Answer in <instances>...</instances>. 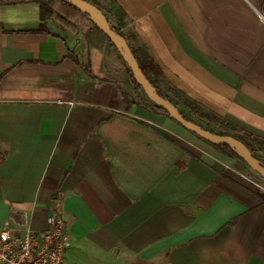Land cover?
<instances>
[{"label": "crops", "instance_id": "crops-1", "mask_svg": "<svg viewBox=\"0 0 264 264\" xmlns=\"http://www.w3.org/2000/svg\"><path fill=\"white\" fill-rule=\"evenodd\" d=\"M115 1L171 86L264 138V0ZM40 24L38 3L0 6V230L59 216L77 264H264L242 163L141 105L84 32Z\"/></svg>", "mask_w": 264, "mask_h": 264}, {"label": "trees", "instance_id": "trees-1", "mask_svg": "<svg viewBox=\"0 0 264 264\" xmlns=\"http://www.w3.org/2000/svg\"><path fill=\"white\" fill-rule=\"evenodd\" d=\"M28 0H0V6H6V5H13L18 3H25ZM32 2L38 3L40 6V15H41V24L37 30L34 31H27L26 33H32V34H40V33H48V30L46 28V22L51 19L55 14V8L54 4L59 2L63 3L58 0H31ZM88 2L92 3L94 6L99 8L107 17L109 24L111 25L113 31H115L117 34L122 36L127 44L129 45L130 49L132 50V53L134 57L136 58V61L139 64V67L146 77V79L151 83L153 87L156 88L158 94L170 101L173 105H175L182 116L193 123H196L203 127L201 124L206 123L207 128H204L212 133H215L217 135L223 136V137H233L243 144L247 146V148L252 152L253 156L257 158L264 166V162L261 161V159L258 157V155L262 154L264 156V138L254 135L244 129H241L240 127L236 126L235 124L229 122L225 118H222L221 116L217 115L216 113H213L211 111H208L203 105L196 102L195 100L191 99L188 95L183 93L182 91L178 90L177 88L171 86L165 79V75L161 67L157 64L154 57L149 52L148 48L142 44L140 41L138 35L135 32L129 31L128 29V16L124 12V10L119 6V4L115 0H109V2L112 4V7H115L116 10H112L110 8H104L102 6L101 0H87ZM85 16V15H84ZM87 17V16H86ZM88 18V17H87ZM89 19V18H88ZM90 20V19H89ZM114 20V23L112 22ZM91 21V20H90ZM92 22V21H91ZM93 27L90 31V34L93 36L87 37L89 42L93 44V41L96 40L97 42H103L100 38L102 37L105 41H107L110 49L108 51V57L111 62L115 63L116 65L121 64L123 68L126 70L128 83L133 87V89L141 94V98L139 99V103L143 105L146 109H149L150 111H153L155 113L162 114L166 116L167 118H170V116L158 108L155 104H153L145 95L142 87L136 82L132 71L128 68L127 64L121 57L119 51L115 48V46L109 41V39L106 37L104 33H102L92 22ZM94 29V30H93ZM96 34L98 36H96ZM96 38V39H95ZM96 47V46H93ZM98 49H102V46L96 47ZM87 74H91V71L89 68L85 69ZM164 85V86H163ZM165 87V89L163 88ZM144 93V94H143ZM143 94V95H142ZM180 105H183L184 108L188 111V115L183 112V110L180 108ZM171 119V118H170ZM172 120V119H171ZM213 123L218 126H220L223 130L221 133H216L212 131V129L208 126V124ZM197 137V136H196ZM199 138V137H198ZM200 139V138H199ZM203 141L202 139H200ZM205 142V141H203ZM209 145H211L216 151L231 157L233 159H236L240 163L245 164L244 160H242L237 153L231 149L226 144L222 145H212L208 142H205ZM251 191L257 195L264 203V192L260 191L259 189L252 188Z\"/></svg>", "mask_w": 264, "mask_h": 264}, {"label": "water", "instance_id": "water-1", "mask_svg": "<svg viewBox=\"0 0 264 264\" xmlns=\"http://www.w3.org/2000/svg\"><path fill=\"white\" fill-rule=\"evenodd\" d=\"M58 1L72 6L80 13L87 16L94 23V25L106 35L109 41H111V43L119 51L128 68L132 71L136 82L142 87L145 95L153 104L166 112L173 121L181 125L185 130L199 137L203 141L208 142L212 145L226 144L231 149H233L242 160H244L245 164L252 171L264 178L263 164L253 156L252 152L247 148L245 144L233 137H223L212 133L204 129L200 125L186 120L175 105H173L170 101L162 98L158 94L156 88L151 85V83L142 73L138 62L136 61V58L134 57L132 50L130 49L125 39L115 31H113L107 17L99 8H97L87 0Z\"/></svg>", "mask_w": 264, "mask_h": 264}, {"label": "built area", "instance_id": "built-area-1", "mask_svg": "<svg viewBox=\"0 0 264 264\" xmlns=\"http://www.w3.org/2000/svg\"><path fill=\"white\" fill-rule=\"evenodd\" d=\"M70 247L65 222L56 215L49 217L44 231L11 223L0 230V264H77L67 259Z\"/></svg>", "mask_w": 264, "mask_h": 264}, {"label": "rangeland", "instance_id": "rangeland-1", "mask_svg": "<svg viewBox=\"0 0 264 264\" xmlns=\"http://www.w3.org/2000/svg\"><path fill=\"white\" fill-rule=\"evenodd\" d=\"M12 1H17V0H12ZM100 2L102 3V6L104 8H106V9L107 8H110L111 9L112 4L109 2V0H101ZM61 7H64L65 9H67L69 12H71L72 14H74V16L71 13L64 14V16H62L63 13L60 10ZM54 8H55L56 14L52 18L57 19L67 29H71V30H74V31L84 32L85 33L84 35L86 36V42H87V45L86 46L87 47H89V46L99 47L101 45L102 46V50H105L106 52L109 51L110 47H109L107 41H105L102 37L100 39L103 40V42H100L99 43L96 40L93 41V44H91V42H89V40H88L87 37H89V35L90 36H93L92 34H90V31H91V29L93 27V24H92V22L88 18H86V16H84L82 13H80L77 9H75L72 6H70L68 4H65V3H59V2H57V3L54 4ZM113 9L116 10L115 7H112V10ZM75 17L84 19V20H86V22L83 23V24H81V22H79L78 20H76ZM112 22L114 23V20H112ZM127 30L133 32V30H132L131 27H128ZM96 36H98V35L96 34ZM111 63L112 64H115L113 62H111ZM116 66L123 68L121 64L116 65ZM126 84H129L128 83V78H127ZM163 88L165 89V87H163ZM140 98H141V94L139 93L138 99H140ZM180 108L183 110L184 113H186V115L189 114L188 111L184 108L183 105H180ZM201 125L204 128H207L206 127L207 126L206 123L201 124ZM208 126L212 129V131H214L216 133H221L222 131H226V130H223L220 126H218L216 124H213V123L208 124ZM258 157L261 159V161L264 162V156L262 154L261 155L259 154ZM236 172L238 174V177L246 185H248L251 189L252 188H256V189H259L260 191L264 192V178H262L260 175L256 174L254 171H252L246 164H243V163H242V165L240 164L239 168L236 169Z\"/></svg>", "mask_w": 264, "mask_h": 264}]
</instances>
